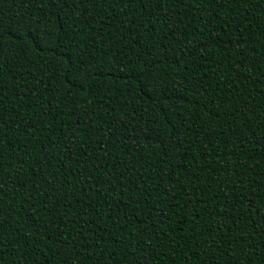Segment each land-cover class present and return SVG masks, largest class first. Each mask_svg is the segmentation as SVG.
I'll return each mask as SVG.
<instances>
[{
  "label": "trees",
  "instance_id": "16d2710c",
  "mask_svg": "<svg viewBox=\"0 0 264 264\" xmlns=\"http://www.w3.org/2000/svg\"><path fill=\"white\" fill-rule=\"evenodd\" d=\"M0 264H264V0H0Z\"/></svg>",
  "mask_w": 264,
  "mask_h": 264
}]
</instances>
